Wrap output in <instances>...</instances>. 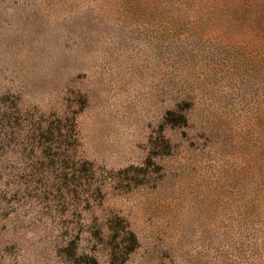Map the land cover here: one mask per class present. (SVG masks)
<instances>
[{"label": "rangeland", "instance_id": "obj_1", "mask_svg": "<svg viewBox=\"0 0 264 264\" xmlns=\"http://www.w3.org/2000/svg\"><path fill=\"white\" fill-rule=\"evenodd\" d=\"M0 264H264V0H0Z\"/></svg>", "mask_w": 264, "mask_h": 264}]
</instances>
